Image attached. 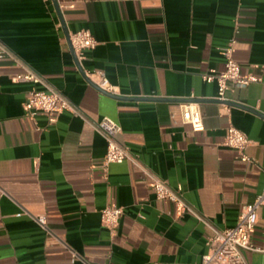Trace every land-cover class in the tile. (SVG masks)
Instances as JSON below:
<instances>
[{"label":"crops","instance_id":"1","mask_svg":"<svg viewBox=\"0 0 264 264\" xmlns=\"http://www.w3.org/2000/svg\"><path fill=\"white\" fill-rule=\"evenodd\" d=\"M0 0V264H198L216 230L237 223L242 206L264 186V0ZM88 29L94 49L75 61L69 37ZM243 75L258 80L218 99L222 49ZM82 69V70H81ZM34 70L41 81L14 77ZM104 71L118 95L177 101L121 100L87 72ZM90 81H89V80ZM55 88L76 112L57 117L24 107L33 89ZM194 96L204 129L182 120ZM220 100V99H219ZM105 117L136 161L104 165ZM234 125L251 140L252 162L224 144ZM183 187L193 212L159 200L143 170ZM106 206L124 211L116 230L102 223ZM39 216L46 217L43 227ZM264 249V207L252 232ZM264 264V251H245Z\"/></svg>","mask_w":264,"mask_h":264},{"label":"built area","instance_id":"2","mask_svg":"<svg viewBox=\"0 0 264 264\" xmlns=\"http://www.w3.org/2000/svg\"><path fill=\"white\" fill-rule=\"evenodd\" d=\"M70 41L78 60L84 58V52L94 49L98 41L88 29H80L70 34ZM235 40H231L223 49L225 57V67L222 71L215 69L205 72L202 77L206 82L216 81L218 85V99L226 100L227 92L231 88H244L251 82L258 80L254 75H243L241 65L233 55ZM9 54V50L0 43V58ZM87 77L99 88L116 94V86L107 77L104 71L87 72ZM14 79L19 82L38 83L41 81L40 75L34 70L17 74ZM191 96L188 100L180 104L182 120L192 126L194 131L204 129V117L200 104L193 100ZM24 107L27 112L36 116L43 112L48 116L57 117L65 111L76 112L69 98L60 90L55 88L33 89L29 92ZM97 129L103 134L107 142V151L104 157V165L120 163L126 160L136 161L130 150L120 144L117 135L121 132V126L112 118L105 117L98 124ZM224 144L238 151L242 161L252 162L253 158L246 152L251 140L248 135L234 125L227 128ZM151 178V187L159 200H169L177 205L178 214L193 212V208L185 201L183 187L179 185L174 188L165 180L148 173ZM264 207V186L256 198L242 206L237 223L232 227L216 230L210 238L209 250L202 257L198 264H246L245 251H264L252 241V232L259 221V211ZM121 207L106 206L101 210L102 223L105 227L114 232L123 216ZM39 223L45 227L46 217L39 216Z\"/></svg>","mask_w":264,"mask_h":264},{"label":"water","instance_id":"3","mask_svg":"<svg viewBox=\"0 0 264 264\" xmlns=\"http://www.w3.org/2000/svg\"><path fill=\"white\" fill-rule=\"evenodd\" d=\"M54 1H55L56 8H57L58 12H60V11H59V6H58L56 0H54ZM69 44H70L71 52H72V54H73V56H74V59H75V61L77 62V64H79V63H78L77 56H76V54H75V51H74V49H73V47H72V44H71V41H70V37H69ZM81 70H82V69H81ZM88 80H89V79H88ZM89 81H90V80H89ZM92 84H94V83H92ZM96 86H97V85H96ZM97 87H98V86H97ZM98 88H99V87H98ZM100 90H101L102 92H104L105 94H107V95L113 97V98L121 99V100L177 101L176 99H173V98H163V97L122 96V95H118V94L109 93V92H107V91H105V90H103V89H101V88H100ZM199 101H201V102H203V101H217V102H220L221 100H219V99H212V100L209 99V100H199ZM227 103L232 104V105H239V106H242V107H246L247 109L252 110V111H254V112H256V113H258L259 115H261V116L264 117V114H262L261 112L255 110V109H253V108H251V107L243 106V105H241V104H238V103H236V102H232V101H227Z\"/></svg>","mask_w":264,"mask_h":264}]
</instances>
